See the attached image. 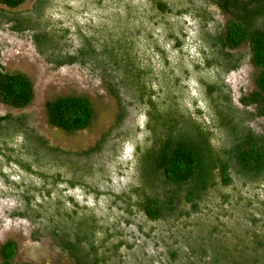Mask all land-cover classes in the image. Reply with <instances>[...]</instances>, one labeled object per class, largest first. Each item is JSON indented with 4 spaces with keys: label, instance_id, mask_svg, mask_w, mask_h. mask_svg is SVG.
I'll use <instances>...</instances> for the list:
<instances>
[{
    "label": "trees",
    "instance_id": "obj_1",
    "mask_svg": "<svg viewBox=\"0 0 264 264\" xmlns=\"http://www.w3.org/2000/svg\"><path fill=\"white\" fill-rule=\"evenodd\" d=\"M25 1L0 0L5 9H0V30L8 26L16 33L27 32L35 51L54 67L82 63L112 76L142 110L146 133L133 148L134 182L115 194L98 188L97 182L109 183V178L102 166L90 161L101 151V142L71 156L48 146L23 117L0 116V180L16 193L26 214L59 238L74 264L152 262L145 256L135 262L140 249L126 242L120 228L127 217L124 222L99 218L92 208L66 196L60 185L77 188L94 200L108 195L114 206L122 204L125 215L140 214L147 224L143 235L153 241L171 239L173 245L165 249L167 264H264V131H243L240 125L264 117V0H205L202 8L189 0H146L155 12L152 26L161 31H147L145 36L164 65L159 72L149 59L143 62L134 47L143 26H134L128 18L137 8L124 7L123 18L101 25L89 37L75 27L79 42L70 53V28L44 14L51 0H35L29 13L13 14ZM209 6L228 18L210 33ZM187 15L200 28L197 60L183 51L186 34L167 20ZM160 40L170 42L176 53L172 66ZM240 47H246V53L233 54ZM245 61L256 70L255 90L239 97L238 110L223 78ZM189 79L195 84L194 95L186 84ZM32 97L28 78L5 72L0 65V105L21 110ZM43 107L47 124L68 135L88 129L93 118L91 104L82 96L57 97ZM10 167L18 171L17 182L4 172L11 173ZM232 225L253 233L244 232L238 245L225 243L220 250L217 242L225 241ZM195 226L210 229L216 240L209 262L190 237ZM15 252L13 241L4 242L0 264H11ZM178 257L185 259L183 263Z\"/></svg>",
    "mask_w": 264,
    "mask_h": 264
},
{
    "label": "rangeland",
    "instance_id": "obj_2",
    "mask_svg": "<svg viewBox=\"0 0 264 264\" xmlns=\"http://www.w3.org/2000/svg\"><path fill=\"white\" fill-rule=\"evenodd\" d=\"M34 1L26 0L13 14L29 13ZM169 1L167 0V2ZM189 1L195 7L202 8L205 5V0ZM98 2L99 6L96 5ZM51 4L44 14L48 20H63L64 26L70 28L72 34L70 36V53L76 49L79 42V39L73 35L75 27H78L81 33L89 37L93 30L101 25L107 27L112 24V20L114 22V18L116 20L123 18L124 7L137 8L135 13L130 12L131 16L128 18L133 21L134 26L141 24L143 26L140 36L134 42V47L143 62L149 59L155 71L159 72L163 69L164 65L160 60V55L145 39L147 31H154L155 35L161 32L160 27L152 26L154 23L151 22L155 18V12L151 10L150 3L146 0H51ZM205 7H208V4ZM0 9L3 8L0 7ZM3 10L5 11V9ZM207 10L213 18V23L206 26L207 32L210 33L214 30V26L222 27L228 18L218 13L212 6H209ZM112 14H114L113 17ZM167 18L176 28L180 27L186 34L183 51L189 58L197 60L199 58L198 38L200 35L197 20L189 15L168 16ZM160 43L159 47L166 53L170 66H172L176 53L172 51L170 42L160 40ZM246 50V47H240L233 51V54L244 55ZM187 58L185 59L187 60ZM0 65L5 72H19L25 75L31 83L33 93L30 104L24 109L14 110L0 105V116L8 114L12 117H23L30 131L48 146L57 148L71 156L101 142V151L90 157L91 164L95 167L102 166L104 173L109 178V183L99 184L97 182L101 191L111 190L117 194L134 182L132 179L135 163L133 148L135 144L144 140L146 135L145 118L139 106L130 100L128 94L116 84V80L112 76L82 63L54 67L35 51L27 32L16 33L11 31L8 26L0 30ZM255 75L256 70L248 61H245L237 70L228 73L223 78L231 101L238 110L241 109L238 104L239 97L246 96L255 90L253 83ZM186 84L189 93L196 94L193 81L189 79ZM152 88L153 90L157 89L156 85H152ZM62 96H82L89 100L93 118L88 129L68 135L47 124L44 103ZM200 106L204 108L203 104ZM247 110L251 111L250 108ZM231 121L234 124V115H231ZM240 125L243 131L249 128L255 133H261L264 131V117L254 119L248 125L240 122ZM223 131L224 129L221 132ZM10 169L11 173L5 169L4 172L10 181L17 182L18 171L15 168L10 167ZM60 188L65 191L66 196L71 197L78 204L92 208L99 218L124 222L122 219L127 217L126 225L121 224L120 228L126 242L132 244L135 249L137 247L140 249V252L136 253L138 260L135 262H139V260L141 262V257L145 256L144 260L150 259L152 264H167L165 249L169 245H173L171 239L160 237L162 241L159 238L158 241H153L149 236L143 235V232L147 230V224L144 223L140 214L135 212L133 215H125L122 204L116 203L114 206L113 198L108 195H102L94 200L92 195H86L77 188L68 189L65 185H60ZM251 206L254 209L255 205L251 204ZM240 214L242 212H239L238 216ZM194 228L193 237L189 236L195 238L196 245H199L198 252L205 253L206 261L209 262L211 258L213 259L215 249L218 247L216 245L215 248L213 245L216 241L213 238L214 235L206 227L198 226L196 228L195 226ZM237 230L235 225H232L229 230L230 234H227L225 241L217 242L220 250L225 246V243L229 245L228 247H231L232 244L238 245L244 232L253 233L251 228H245L243 231L239 228ZM186 240L188 241L187 238ZM6 241H13L16 245V252L11 264H74L64 251V246L59 238L48 231L39 221L26 214L24 205L16 193L0 180V246ZM189 246L193 250L195 249L191 243ZM258 253L261 256L262 251L258 250ZM142 254L144 255L142 256ZM178 260L183 263L185 259L178 257Z\"/></svg>",
    "mask_w": 264,
    "mask_h": 264
}]
</instances>
